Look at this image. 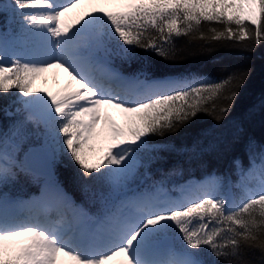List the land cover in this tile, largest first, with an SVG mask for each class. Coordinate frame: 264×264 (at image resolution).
Masks as SVG:
<instances>
[{
    "label": "snow or ice",
    "instance_id": "1",
    "mask_svg": "<svg viewBox=\"0 0 264 264\" xmlns=\"http://www.w3.org/2000/svg\"><path fill=\"white\" fill-rule=\"evenodd\" d=\"M85 2L0 3V113L15 117L0 124V264H264V141L237 124L232 146L250 164L232 158L238 182L206 173L169 187L215 145L201 131L181 155L165 139L200 114L228 117L249 73L129 71L137 49L174 60L182 36L264 42V0H102L114 10L69 19ZM54 69L63 91L33 93Z\"/></svg>",
    "mask_w": 264,
    "mask_h": 264
},
{
    "label": "trees",
    "instance_id": "2",
    "mask_svg": "<svg viewBox=\"0 0 264 264\" xmlns=\"http://www.w3.org/2000/svg\"><path fill=\"white\" fill-rule=\"evenodd\" d=\"M4 2L5 0H0V3ZM211 26L221 27L220 25ZM202 31L205 35H210L207 27L202 28ZM174 39L178 50V55L174 60H164L153 53L137 49L140 60L134 63L129 71L145 67L155 77L200 74L211 79L234 72H248L249 75L228 117L218 122L205 114H200L192 125L181 129L174 136L165 138L180 149L179 154L181 155L186 147L192 146L193 140L201 131L203 132L202 143L206 146L215 145L213 150L204 153L203 164L198 162L192 165L186 164V171L182 177H171L169 187H177L179 183L188 178H203L206 173L231 174V180L235 184L239 177L233 171L232 158H239L245 170L250 167L243 149L239 145L232 146L237 124L242 123V135L245 139L254 138L257 142L264 141V113L260 111V105L264 102V42L258 45L253 43L245 51L239 46H232V42L215 47L202 46L204 41L198 38V34ZM242 44H249V42L244 41ZM253 106L256 108L255 115L248 119V113ZM11 119L15 117L7 118L0 113V124L7 125ZM64 175L65 178L70 176L69 173ZM255 180L256 178L253 177L249 185ZM68 187L71 190L70 180ZM18 191L21 195H25L32 189L21 188ZM234 191L238 190L234 189Z\"/></svg>",
    "mask_w": 264,
    "mask_h": 264
},
{
    "label": "rangeland",
    "instance_id": "3",
    "mask_svg": "<svg viewBox=\"0 0 264 264\" xmlns=\"http://www.w3.org/2000/svg\"><path fill=\"white\" fill-rule=\"evenodd\" d=\"M96 7H105L108 10H114V8H115L114 5L104 4L102 2V0H94L93 3L85 2L84 4L81 5V7L73 10V12L68 14V18L73 19L79 15L86 13V12L94 11ZM58 75L63 77V80H64L63 83L61 84L62 88H60V85L57 82V79H55V76H58ZM47 81H49V82H47ZM67 83H68V80H66L65 73H63V71L54 69L50 72L43 74L41 77L37 78L32 84L31 91L33 93L39 92L40 94H45V93L59 94L63 91V88L67 85ZM109 115H111L113 117V119H115L117 121V123H121V120H120V117L118 114H116L114 112H110ZM101 146H103V145H101ZM185 182L186 181H184L182 183H185ZM182 183H180V184H182ZM257 185H258V178H256L254 183L249 185V187L252 189H255L257 187Z\"/></svg>",
    "mask_w": 264,
    "mask_h": 264
},
{
    "label": "bare ground",
    "instance_id": "4",
    "mask_svg": "<svg viewBox=\"0 0 264 264\" xmlns=\"http://www.w3.org/2000/svg\"><path fill=\"white\" fill-rule=\"evenodd\" d=\"M111 7V6H110ZM64 73V72H63ZM65 76H66V80H68V77H67V75H66V73H65ZM60 77V78H59ZM55 79H57V82L59 83V85H60V88H62V86H61V84L63 83V77H61L60 75H58V76H55ZM47 82H49V81H47ZM64 87V86H63ZM64 89V88H63Z\"/></svg>",
    "mask_w": 264,
    "mask_h": 264
}]
</instances>
